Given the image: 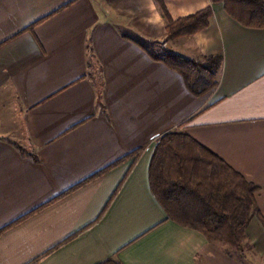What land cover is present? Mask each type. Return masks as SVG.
<instances>
[{"label":"crops","instance_id":"obj_1","mask_svg":"<svg viewBox=\"0 0 264 264\" xmlns=\"http://www.w3.org/2000/svg\"><path fill=\"white\" fill-rule=\"evenodd\" d=\"M163 1L174 20L211 7L209 27L168 40L153 0H0V230L37 210L0 234V264L59 245L37 264H256L252 248L264 257V29L222 3ZM163 47L221 55L217 88L195 96L150 54ZM173 131L259 187L244 257L168 219L153 194L151 158Z\"/></svg>","mask_w":264,"mask_h":264},{"label":"trees","instance_id":"obj_2","mask_svg":"<svg viewBox=\"0 0 264 264\" xmlns=\"http://www.w3.org/2000/svg\"><path fill=\"white\" fill-rule=\"evenodd\" d=\"M153 1L165 21L168 40L194 37L209 27L213 17V9L208 7L174 20L163 0ZM211 2L222 3L227 13L243 26L264 29V0ZM150 54L181 73L189 90L197 97L209 95L219 85L223 63L221 55L190 60L167 47L160 52L151 49ZM149 178L153 194L166 211L168 219L201 232L210 242L229 245L244 257L247 229L254 217H261L256 201L258 186L193 137L177 131L166 133L158 139L150 162ZM36 211L1 229L0 234ZM59 246L30 264H37ZM109 263L111 261L104 264Z\"/></svg>","mask_w":264,"mask_h":264},{"label":"rangeland","instance_id":"obj_3","mask_svg":"<svg viewBox=\"0 0 264 264\" xmlns=\"http://www.w3.org/2000/svg\"><path fill=\"white\" fill-rule=\"evenodd\" d=\"M95 2H99V0L97 1V0H94ZM97 6H98V4H97ZM131 36H134L136 39H138V41H141L142 43H144L147 47L148 46H150L149 45V42L148 41H145L143 38H140L141 36H138L137 34H135V33H133V34H131ZM173 53H175V50H173ZM176 53H180V52H178V51H176ZM175 53V54H176ZM7 119H9L8 120V122H6L5 124V127H8V125H13L14 123H16L15 122V118H14V116H13V113L12 112H10L9 113V115L6 117ZM15 138V137H14ZM229 247V246H228ZM233 251V254H231V255H237L236 257H239V258H241L242 256L241 255H239V253L236 251V249H233L232 250ZM251 252V257H252V261H253V263H261L262 261H264V257H260L259 256V254L257 253V251L255 252V249H254V251H253V248H252V250L251 249H247V252ZM234 255V256H235ZM262 259V261H260L261 259ZM259 261V262H258ZM241 263H244L243 261L241 262ZM245 263H247V262H245ZM248 264V263H247ZM264 264V263H263Z\"/></svg>","mask_w":264,"mask_h":264}]
</instances>
